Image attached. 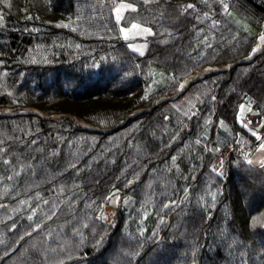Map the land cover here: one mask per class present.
<instances>
[{
    "label": "trees",
    "instance_id": "obj_1",
    "mask_svg": "<svg viewBox=\"0 0 264 264\" xmlns=\"http://www.w3.org/2000/svg\"><path fill=\"white\" fill-rule=\"evenodd\" d=\"M205 3L0 0V108L13 109L0 114V264H264V166L229 157L218 168L203 139L222 120L256 141L236 114L246 96L264 114V49L238 62L258 33L218 5L220 24L209 26L197 15ZM228 7L262 28L264 0ZM134 21L154 31L143 54L122 37ZM234 61L178 93L207 65ZM153 65L173 80L147 95ZM252 186L263 190L258 201ZM114 188L136 200L134 215L112 224L101 210ZM235 204L247 229L229 242ZM151 213L148 236L128 227Z\"/></svg>",
    "mask_w": 264,
    "mask_h": 264
},
{
    "label": "rangeland",
    "instance_id": "obj_2",
    "mask_svg": "<svg viewBox=\"0 0 264 264\" xmlns=\"http://www.w3.org/2000/svg\"><path fill=\"white\" fill-rule=\"evenodd\" d=\"M206 3L203 7H197L198 9V17L201 21L204 23L208 24L211 27H218L220 24V19L217 15V11H215L216 6L218 5L219 11L221 12L222 9L225 11V14L227 13L228 16V21L229 19L231 22H233L236 26L248 31L252 35H256L258 33V39L260 35L264 31V23L261 29H255V26L242 14L237 13L233 10H229V7L227 9L224 8V5L226 4L228 6L229 0H205ZM229 10V11H228ZM228 11V12H227ZM121 18V13L118 11L117 18ZM133 25H136V27H133ZM148 28L151 30L150 33H146L143 31V29ZM121 29H124L122 31V37L127 41L129 47L138 52V53H144L147 49L149 40L151 36L153 35L154 31L153 29L140 21H134L132 22L129 26H121ZM202 37V34L200 33L199 38ZM258 42V40H257ZM257 44V43H256ZM254 48V47H253ZM252 48V49H253ZM137 49L139 51H137ZM252 51V50H251ZM251 53V52H250ZM250 55V54H249ZM248 55V56H249ZM247 56V57H248ZM246 57V58H247ZM242 60V59H240ZM232 63H236L235 61ZM230 63V64H232ZM229 64H219V65H207L205 67V74L209 73L210 71H215V70H222L221 68L227 67ZM152 78L149 81L150 83L148 84V87L146 89V94L150 95L152 92L157 90L161 85L163 84H168L173 80V75L172 73H169L165 70H163L161 67L157 65L152 66ZM230 69V68H229ZM204 70V68H203ZM200 70V71H203ZM199 72V71H198ZM204 74V75H205ZM185 80V79H184ZM184 81L179 87V90L181 89V86H183ZM176 95H167L163 97L162 99L166 98H172ZM175 98V97H174ZM160 99V100H162ZM241 105H243V109H241ZM3 111H12V108H0ZM27 109H32L37 111L38 113H42L41 111L34 109V108H27ZM143 110V109H141ZM138 112V111H136ZM44 117L46 115L49 116H54L56 118L58 117H64V116H69L73 118V116L78 117L74 114L70 113H54V114H44L42 113ZM51 118V117H49ZM83 119L82 117H78ZM74 119V118H73ZM84 120V119H83ZM236 120L238 123L243 125L245 128L250 131L252 134L253 132L256 133V136L264 138V114L260 113V111L252 106L251 103V98L249 96H246L239 104L238 112L236 114ZM86 122V121H85ZM88 123V122H87ZM89 124V123H88ZM253 135V134H252ZM254 136V135H253ZM254 136V137H256ZM205 138V139H204ZM203 139L205 140L204 144L206 148L212 150L214 154L217 157V160L215 161V165L218 168H223L225 163H226V158H223L222 155V149L227 146L229 143H233L238 145V148L241 152V154L244 156L242 160L248 161L251 160L252 164L262 166L264 164V149L260 148V140L256 141L253 140L251 136H246L242 133H235L231 125L225 121H220L219 126H218V131L216 133V137L214 135L211 137L210 131H206ZM211 139L210 143H208L206 140ZM203 140V141H204ZM213 142L218 143L217 145H213ZM247 157V158H246ZM184 161V158H182ZM178 162L177 160H172L171 161V168L175 169V164ZM249 188L248 193L246 194H251L254 198V200L258 201L260 200L259 195L263 190L261 189L260 186H255L256 188ZM251 189V190H250ZM262 190V191H261ZM67 198L66 200H68ZM135 197L132 195V193L121 190L119 188H114L111 193L109 194L102 210H101V217L108 223H116L118 218H119V213L121 211H125L127 215H134V207H135ZM235 210H236V218L234 220H231L230 225L232 227V232L230 236H228L229 242H234L233 240L236 239V242H238L239 238L237 236L238 234V229L243 228V230L246 231V227L244 224L243 217L244 212L240 211L238 204H235ZM159 218V215L151 213L148 214L142 218H135V217H130L129 218V225L128 227H133V226H139L142 229V234L145 236H148L154 226V221ZM222 223H219L218 226H216V229L221 228ZM41 226V225H40ZM223 226V225H222ZM238 228V229H237ZM215 229V231H216ZM214 229H210V236L215 237L214 239L218 238V236L215 234ZM237 233V234H236ZM261 240H264V236H259ZM162 239V237L160 238ZM228 240L226 241V244L228 243ZM240 249H242L241 246H239Z\"/></svg>",
    "mask_w": 264,
    "mask_h": 264
},
{
    "label": "water",
    "instance_id": "obj_3",
    "mask_svg": "<svg viewBox=\"0 0 264 264\" xmlns=\"http://www.w3.org/2000/svg\"><path fill=\"white\" fill-rule=\"evenodd\" d=\"M258 40H259V39H258ZM263 49H264V48H263ZM263 49H262V50H263ZM262 50H261V51H262ZM261 51H256V50H255V46H254V48L252 49L250 55H249L247 58H244V59H242V60H239L238 62H241V61H248L249 59L253 58L255 55L259 54ZM235 64H236V63L229 64L227 67H223V68H221V69H222V70H224V69H229V68H231L232 66H234ZM205 72H207V71H205V69H204L203 71H199V72H197V73H195V74L189 76V77H188V82L186 81V83L183 84V86L181 87V89L179 90L178 93L183 92V91L189 86V84H190L191 82H193L194 80H196V79H198V78L204 76ZM174 97H175V96H174ZM174 97H172V98H174ZM164 100H166V99L159 100V101H157V103H160V102H162V101H164ZM12 110H13V109H12ZM29 112H37V111L32 110V109H24V110H21V111H20V113H29ZM137 113H138V112H135L134 114H137ZM0 114L8 115V114H12V113H11V111H3L2 109H0ZM41 114H42V113H41ZM131 116H133V114L130 115L129 117H131ZM46 117H48V118H49V117H51V118H56V117H54V116H49V115H46ZM73 118H74V120H76L78 123L83 124L85 127H90V128H91L90 124H88L87 122H85V120H83V119H81V118H78V117H75V116H73ZM122 124H124V122H122L120 125H122ZM41 226H42V225H41ZM41 226H39L37 229L41 228Z\"/></svg>",
    "mask_w": 264,
    "mask_h": 264
},
{
    "label": "built area",
    "instance_id": "obj_4",
    "mask_svg": "<svg viewBox=\"0 0 264 264\" xmlns=\"http://www.w3.org/2000/svg\"><path fill=\"white\" fill-rule=\"evenodd\" d=\"M222 155L224 158L234 157V158H243L238 145L230 143L222 149ZM247 158V157H246Z\"/></svg>",
    "mask_w": 264,
    "mask_h": 264
},
{
    "label": "snow or ice",
    "instance_id": "obj_5",
    "mask_svg": "<svg viewBox=\"0 0 264 264\" xmlns=\"http://www.w3.org/2000/svg\"><path fill=\"white\" fill-rule=\"evenodd\" d=\"M145 2H147V0H145ZM120 7H122V8H126V7H128V5H124V4H121V6ZM227 5L225 4L224 5V8L225 9H227ZM188 8H193V5H188ZM117 11H119V9H117ZM118 19H119V17H118ZM133 27H136V25H133ZM121 31H124V29H121ZM143 31L144 32H146V33H150L151 32V30L150 29H148V28H145V29H143ZM262 39H264V37H262ZM137 51H139L138 49H137ZM141 54H143V53H141ZM182 87V86H181ZM243 105H241V109H243ZM254 136H256V133L255 132H253L252 133ZM256 138H257V140H260L261 141V143H260V148L261 149H264V138H262V137H259V136H256ZM0 151H2V150H0ZM6 163H9L8 161H5ZM249 164H251L252 163V161L251 160H248L247 161ZM262 166H264V164H262ZM102 239V238H101ZM98 243H99V241H98Z\"/></svg>",
    "mask_w": 264,
    "mask_h": 264
},
{
    "label": "bare ground",
    "instance_id": "obj_6",
    "mask_svg": "<svg viewBox=\"0 0 264 264\" xmlns=\"http://www.w3.org/2000/svg\"><path fill=\"white\" fill-rule=\"evenodd\" d=\"M262 37H264V31L260 35L259 40H258L257 44L255 45L256 51H261L264 48V39H262ZM186 81L188 82V77L184 80V83H186Z\"/></svg>",
    "mask_w": 264,
    "mask_h": 264
}]
</instances>
